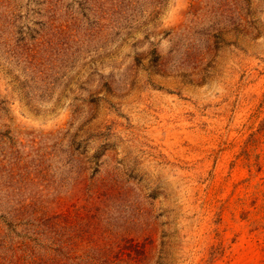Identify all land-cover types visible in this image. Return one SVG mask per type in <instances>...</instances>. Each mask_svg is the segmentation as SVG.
Listing matches in <instances>:
<instances>
[{
	"label": "rangeland",
	"instance_id": "374dc122",
	"mask_svg": "<svg viewBox=\"0 0 264 264\" xmlns=\"http://www.w3.org/2000/svg\"><path fill=\"white\" fill-rule=\"evenodd\" d=\"M0 264H264V0H0Z\"/></svg>",
	"mask_w": 264,
	"mask_h": 264
}]
</instances>
